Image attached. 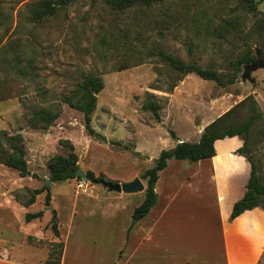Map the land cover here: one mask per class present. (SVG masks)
Masks as SVG:
<instances>
[{"label":"rangeland","instance_id":"obj_1","mask_svg":"<svg viewBox=\"0 0 264 264\" xmlns=\"http://www.w3.org/2000/svg\"><path fill=\"white\" fill-rule=\"evenodd\" d=\"M43 1L48 0H0V102L8 101V106L21 110L19 126H27V118L36 108L56 103L70 106L61 102L60 94L73 91L89 74L104 82L96 106L108 113V133L123 134L117 149L133 155L135 142L147 155L155 153L171 143L169 132L190 137L193 128L201 130L199 126L233 107L226 122L241 125L255 106L260 116L248 131L246 151L264 188V66L255 70L246 67L257 59V53L264 57V26L259 25L264 0H254V10L246 9L239 0H165L124 9L102 0H76L60 5L53 13L39 6ZM157 49L233 81L222 86L195 73H180L156 55ZM249 57L254 59L248 61ZM146 92L159 103L158 113L165 115L162 124L157 125L152 112L143 107ZM100 115L103 119L98 118L96 127L101 134L91 136L104 143L101 136L106 137L103 133L108 124L105 115ZM63 126V130L74 128L77 144H81L76 118L65 119L58 128ZM140 126L141 131L135 134ZM84 133L90 135L86 129ZM38 179V175H21L0 165L2 191L23 206L32 191L42 187ZM57 189L73 194L74 186L62 181L57 182L54 191ZM259 200L264 207V194ZM44 203L42 191L29 208L14 203L8 215L0 214L1 258L5 248L12 251L9 259L16 261L22 257L25 262L43 264L49 256H57L59 240L50 221L45 224L50 213L25 221L26 213L43 209ZM2 206L0 202V210ZM94 254L84 251L81 258L73 259L69 249L67 262H111L110 256L95 258Z\"/></svg>","mask_w":264,"mask_h":264},{"label":"crops","instance_id":"obj_2","mask_svg":"<svg viewBox=\"0 0 264 264\" xmlns=\"http://www.w3.org/2000/svg\"><path fill=\"white\" fill-rule=\"evenodd\" d=\"M8 105V101L0 102V130L22 135L27 168L31 174L38 175L40 180L37 182L49 179L47 161L51 156L67 154L58 143L59 139H67L74 145L77 164L81 168L121 184L139 177L145 189L146 179L140 175L154 165L162 149L147 155L136 142L132 150L136 155L117 149L124 136L108 133L109 116L101 106H96L90 125L93 134L100 135L96 126L98 118L103 119L100 114L105 115L108 129L103 133L107 140L104 143L84 133L82 112L70 106H62L55 124L45 130L19 126L21 110ZM67 118H76L79 122V132L83 137L81 144H77L74 128H58ZM164 119L165 115L161 114L156 124H162ZM207 124H200L201 130L193 128L190 137L179 135L174 130L175 136L172 137L169 132L172 140L165 149L184 140L198 141ZM140 131L141 126L134 133ZM242 143L239 136L225 137L215 140V155L210 158L198 161L168 159L155 182L156 201L138 221L132 220V213L144 200V189L119 193L109 191L100 183H89L85 191H80L76 187L77 178H69L63 180L74 186L73 194H69L64 190L54 191L57 182H52L49 185L50 205L56 212L59 231V237L55 239L63 242L59 264H79L67 262L69 249L73 251V259L81 258L84 251H94L95 258H111V262L96 264H261L264 256V208L256 206L230 218L233 204L244 195L251 173L250 162L236 151ZM2 188L0 185V202L3 204L0 214L8 215L11 211L9 206L14 203L23 205ZM44 192L46 194V190ZM40 210L43 211L42 218L50 213V218L45 220L47 224L52 210ZM17 221L21 223L20 219ZM10 252L12 254L5 248L6 259H0V264H38L25 262L22 257L21 261L11 260L8 257Z\"/></svg>","mask_w":264,"mask_h":264},{"label":"trees","instance_id":"obj_3","mask_svg":"<svg viewBox=\"0 0 264 264\" xmlns=\"http://www.w3.org/2000/svg\"><path fill=\"white\" fill-rule=\"evenodd\" d=\"M76 0H56L43 1L39 6L45 9L46 13H53L60 5H65ZM106 4L113 8L124 9L135 4L150 5L152 3L163 2L165 0H102ZM240 3L248 10L255 9L254 0H239ZM259 25L264 26V16L260 19ZM156 55L165 61L172 69L180 73H195L202 79L214 80L219 85L224 86L228 82H232L233 78L230 80H223L221 76L213 69L203 68L195 62H185L182 59L176 57L175 55L168 53L162 49L156 50ZM254 57H249L248 61L253 60ZM31 64V61H29ZM30 66V65H29ZM26 67L21 68V72L26 74ZM104 82L98 75L89 74L85 76L73 91L60 94L61 102L68 103L70 107L82 112L84 127L88 133L92 134L93 129L90 125L92 119V113L94 112L97 104V94L103 89ZM148 97L143 102V107L152 112L154 118L159 121L160 115L158 110L160 105L158 102L150 99L149 92L145 93ZM244 101V100H243ZM242 101V102H243ZM234 108V107H233ZM229 109L224 114L218 116L213 121L208 123L202 130L201 135L196 142L191 141H181L176 143V145L169 149H162L155 160L154 165L151 168L146 169L140 177L146 179L145 198L140 205L134 208L132 213V220L138 221L144 217L151 207L154 205L157 194L155 192V182L158 177V172L163 169L167 160L170 158L174 159H186L189 161H198L200 159L210 158L215 155L214 142L216 139H223L225 137L239 136L241 137L243 143L236 150L238 153L244 155L246 159L251 164V173L249 180L246 184V191L244 195L237 200L232 207L230 218H234L241 212L251 209L260 205L259 197L264 194V188L262 187L259 178L256 174V167L254 162L249 157L246 151V142L248 131L255 119L260 116L257 112L255 106H251L252 113L249 118L241 125L228 124L226 122L229 113L232 109ZM62 112V106L60 103L48 104L47 106H42L31 111L30 116L27 118V126L34 129H47L52 123L60 116ZM171 136L174 137L175 134L171 131ZM58 143L67 150L66 155L54 154L47 161V167L49 170V179L52 182H59L69 178H77L75 171L79 168L77 164L78 156L75 152L74 145L67 139H59ZM26 149L24 144V139L20 133H9L7 130H0V164L7 167L16 169L21 175H24L27 171V161L25 158ZM87 180L90 183H99V180L105 179L102 174L95 175L91 170H86ZM35 176V174H32ZM50 186L43 184L40 188H35L32 191L31 198L25 202L26 205L34 201V197L46 190L45 194V206L50 205ZM262 207V206H261ZM264 208V207H263ZM43 214L42 210L26 213L25 221H29L32 218H39ZM50 228L53 231L55 237H59V231L57 229V217L55 210H52V217L50 220ZM60 249L55 258H49L43 264H59L61 258V251L63 247V242L58 241L57 244Z\"/></svg>","mask_w":264,"mask_h":264},{"label":"water","instance_id":"obj_4","mask_svg":"<svg viewBox=\"0 0 264 264\" xmlns=\"http://www.w3.org/2000/svg\"><path fill=\"white\" fill-rule=\"evenodd\" d=\"M260 66H264V57H261L259 53H257V59L253 61L252 63H249L246 65L248 70H255ZM101 139L105 142L106 137L101 136ZM31 173L27 171V175H30ZM75 175L82 179H87L86 172L82 170L81 168H77L75 171ZM99 183L106 187L109 191L113 192H122V193H133L137 191H142L144 189V185L139 177L134 178L131 182L128 183H115L111 182L109 180L101 179L99 180ZM43 184L45 185H51L52 181L48 178L43 179ZM43 210H53V207L51 205L44 206Z\"/></svg>","mask_w":264,"mask_h":264},{"label":"built area","instance_id":"obj_5","mask_svg":"<svg viewBox=\"0 0 264 264\" xmlns=\"http://www.w3.org/2000/svg\"><path fill=\"white\" fill-rule=\"evenodd\" d=\"M89 180L87 179H82V178H79L77 179V184H76V187L78 190L80 191H85L87 189V187L89 186ZM4 258H1L0 259H6V256L3 255Z\"/></svg>","mask_w":264,"mask_h":264}]
</instances>
